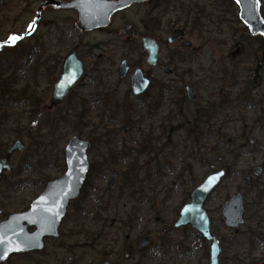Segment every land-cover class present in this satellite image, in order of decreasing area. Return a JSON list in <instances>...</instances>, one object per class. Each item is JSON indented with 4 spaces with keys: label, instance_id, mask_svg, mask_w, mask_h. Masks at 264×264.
<instances>
[{
    "label": "rangeland",
    "instance_id": "obj_1",
    "mask_svg": "<svg viewBox=\"0 0 264 264\" xmlns=\"http://www.w3.org/2000/svg\"><path fill=\"white\" fill-rule=\"evenodd\" d=\"M17 1L20 5L17 27L23 34L33 16L26 18L22 10L29 6V2H34L33 9L36 10L42 0ZM154 1L163 3L166 0ZM169 4L166 12L161 8L152 9V5L132 8L117 16L112 27L121 29L123 18H128L136 21L143 31L141 19L146 14L162 13L163 41L174 27L189 30L187 40L193 43V47L184 51L177 44L164 43L159 69H149L146 53L139 51L129 57L124 39L119 34L115 36L113 31V35L81 34L76 27L78 17L68 11L48 9L34 37L24 42L23 47L38 44L49 54L62 48L61 32L67 40L63 47L66 53L82 43L93 51L91 53L96 58L87 60L90 75L75 97L88 99L97 94H108L111 103L90 108L88 118L82 120L88 124L82 128L79 125L81 130L78 131L75 127L79 118L76 113L82 112L79 108L74 110L67 102L57 111L43 108L50 104V87L43 78L42 69L38 74L42 78H37L36 89L41 94L47 92V98L40 104L36 115H33L31 104L14 105L6 97L0 99V141L6 142L8 149L18 139H23L27 146L24 154L13 156V170L1 177L0 210L3 214L0 222L10 213L22 210L23 207H18L21 202L25 206L30 204L45 191L50 180L65 174L64 149L73 136L80 135L92 142L88 152L90 167L95 162L101 166L100 172H92L90 168L89 175L91 172L92 175H88L80 198L71 204L63 220L61 237L47 239L42 252L14 254L8 259L9 264H96L99 250L107 252L115 264H199L200 260H210L209 242L188 227L172 228L178 216L177 209L188 200V194L210 173L226 168L231 174L205 203L216 230L224 236L220 260H243L242 264L257 260V263L264 264V244H261L264 234V170L261 176L254 172L256 168H264V43L260 44L258 38L261 36H252L239 19L240 10L236 3L232 5L228 0H171ZM261 12L264 17L263 6ZM195 16L201 18L202 28L194 27ZM54 20L58 22L56 26L51 25ZM105 41L108 45L102 49L90 47ZM176 49L189 54L190 60L174 70L168 64V55ZM121 59L130 60L133 69L141 67L152 77L153 87L148 97L136 98L132 94V72L120 80L118 67ZM164 66L171 67V75L164 71ZM15 71L11 67L1 69L4 78ZM16 74L19 76L17 89L32 82L28 67ZM161 83H170L173 90L163 91L161 96L158 91ZM186 85L191 86L198 97L196 103L186 98L183 105L186 109L214 107L212 120L207 118L200 126L204 132L200 145L184 130L170 136L162 134L170 112H176V121H185L174 101L186 97ZM124 105L129 115L128 124H125ZM113 106H117L115 112L113 108L109 109ZM60 114L67 116L69 123L59 122ZM125 126L129 129L124 130ZM150 134L160 139L153 150L142 149ZM127 149L131 152L127 158H112L113 154L121 155ZM134 162L135 168H130ZM21 165L25 166L21 168ZM116 171L121 177L117 185L110 188L109 180ZM248 176L252 177L251 185L246 181ZM22 180L44 182L27 189L9 188L10 184ZM237 193H242L245 207V223L238 235L225 226L222 216L223 205ZM11 202L14 207L4 206ZM164 228L167 232H163ZM86 232L96 239L95 247L90 246L94 241ZM143 233L152 235L154 242L147 253L128 257L122 253L125 240L134 241ZM84 244L89 247H82Z\"/></svg>",
    "mask_w": 264,
    "mask_h": 264
},
{
    "label": "water",
    "instance_id": "obj_2",
    "mask_svg": "<svg viewBox=\"0 0 264 264\" xmlns=\"http://www.w3.org/2000/svg\"><path fill=\"white\" fill-rule=\"evenodd\" d=\"M149 0H47L38 10L36 20L31 24L24 36L11 39L17 42L31 35L40 19L42 10L47 6H54L63 10H76L79 20L76 25L82 32L107 28L111 25L112 16L130 6L134 2ZM240 9L239 18L248 27L252 36L264 37V17L261 12L264 0H234ZM132 27L127 24L123 32ZM134 36L138 30L133 31ZM183 30H177L170 41L183 36ZM189 46L191 43H187ZM144 46L148 52L147 62L151 67H156L160 61L159 45L149 38L144 39ZM168 69V68H167ZM127 61L121 63L119 69L120 79H125L129 73ZM85 64L79 60L76 51L67 56L62 70V75L52 88V98L49 108L52 109L66 99L70 91L84 79ZM151 85V80L143 70L138 69L131 76V88L135 96L145 93ZM187 99L194 103L198 100L190 86H186ZM92 143L80 135L73 136L64 149L66 172L62 177L51 180L46 189L30 206L22 211L11 213L6 220L0 222V263L9 259L13 254L42 252L45 249L46 238H58L61 224L68 213L72 201L78 199L85 185L90 171L89 150ZM27 146L19 139L0 159V176L13 170L12 158L16 153L23 154ZM260 173V169L256 171ZM121 173L115 172L110 179V187L116 186ZM225 178V171L220 170L209 175L193 192L190 203L186 204L181 212L176 227L191 225L199 234L211 243L210 263L219 264L221 246L218 238L211 230V220L205 203L208 197L221 184ZM1 181V180H0ZM225 225L231 229H238L244 223V198L237 193L223 205ZM3 211L0 210V215ZM30 228H34L30 230ZM150 239L141 240V246L147 247Z\"/></svg>",
    "mask_w": 264,
    "mask_h": 264
},
{
    "label": "flooded vegetation",
    "instance_id": "obj_3",
    "mask_svg": "<svg viewBox=\"0 0 264 264\" xmlns=\"http://www.w3.org/2000/svg\"><path fill=\"white\" fill-rule=\"evenodd\" d=\"M47 1V0H42L39 4V6L36 8V10L33 9V5H34V2L31 4L29 2V6H26L24 8V10H22V13H23V16H25L26 18L28 16H33L32 18V22L30 23L28 29L26 30V32H24L23 34H20V30L19 28L17 27V24L19 23L20 21V14H19V9H20V5H19V2L17 0H0V65H2V67H6V69H8V67H11V68H14L15 70L20 71L21 69H23L24 67H28L29 68V73H30V77H31V81L28 85H29V89H30V92L32 91V94H34L30 100L31 101H36L39 102V104L41 103H44V99L47 98L46 95H47V92L46 93H43L41 94L40 92L37 91V85H38V77L40 78L41 75H38L39 74V71L42 69L44 71V76L43 78L46 80V82L48 83V86L50 87L49 88V92H50V103H51V98H52V88L53 86L56 84V82L58 81V79L61 77L62 75V70H63V65H64V62L67 58V56H69L71 53H73V51H76V55H77V58L81 61H83V63L85 64V74H84V79H82L79 83H77V85L70 91L68 97L66 99H64L60 105L56 106V107H53L52 109L48 107H44L43 108H46L47 111H52V110H58V108L64 103V102H67L70 107L74 108L73 106L71 105H76L79 101H81V97H75L76 96V91L82 87V85L85 83V80L89 77V72L88 70H90V67L87 66V60L89 59H93L94 56L91 52L93 51H90L89 48H87L86 46L82 45V43H78L73 49H71L68 53H66L65 49L63 47H65L67 45V40H66V37L65 35L63 34L64 32H61V36H60V46L62 48L60 49H57L55 51L52 52V54H49L47 52V50H45L43 47L39 46L38 44H33V46H30V45H26L25 47H23V44L26 40L34 37V35L36 34L37 30H38V27L40 26V24L42 23L43 21V17L46 13V11L48 9H52L54 11H68V12H72L74 13V15H76L78 17V20H79V13L76 11V10H63V9H60V8H56L52 5L50 6H47L45 7L42 12H41V15H40V19L37 21V24H36V28L35 30L31 33L30 36L22 39V40H19L17 42H13L12 44L8 43V42H11V39H14L16 37H21V36H24L27 31L29 30L31 24L36 20L37 16H38V10L39 8L42 6V4ZM61 1H73V0H61ZM28 3V2H27ZM169 3H171V0L169 1ZM168 3V1L166 0L165 2L163 3H160V2H156L154 0H149V1H142V2H134L133 4H131L130 6L126 7L125 9L115 13L113 16H112V19H111V25L107 28H101V29H95V30H92V31H87V32H82L81 30L78 29L77 25V29L79 30V32L81 34H89V33H94V32H99V33H108L109 35H113L112 33L114 32L115 33V36L116 35H120V38L121 39H124V48L125 50L127 51V54L129 55V57H131L132 53H138L139 51L143 52V53H146V64L147 66L149 67V69H159L161 67V63H162V51H163V48L162 46H164L163 44H167V45H179L181 48L184 49V51H186L187 49H191L193 47V43L191 41H188L187 38L189 36V33L190 31L187 30L186 28L184 27H174L172 28V32L171 34L168 36L167 40L166 41H163V38L161 36V33L163 32L162 30V22H161V19H162V13L160 14H146L144 18L141 19V23H142V28L144 29L143 31L141 30V28L139 27V24H137L136 21H133L131 19H128V18H123L122 20V27L121 29L119 28H114L112 29L113 27V22H114V19L117 17V16H122L124 15L127 11L131 10L132 8H135V7H146L148 5H152V9H162V12H163V9H164V12L167 11V5H170ZM195 18V17H194ZM193 18V19H194ZM77 20V21H78ZM76 21V23H77ZM195 22V20H194ZM56 24H58L57 21H52L51 22V25H54L56 26ZM127 24H131L132 27L130 29H127L126 32H123V28L125 25ZM12 27V28H11ZM195 27V26H194ZM137 29L138 30V34L136 36H134L133 34V31ZM195 29V28H194ZM115 30V31H114ZM177 30H183L185 32V34L183 36H181L179 39H176L174 41H170V38L173 36V34L177 31ZM113 31V32H112ZM145 38H149L151 40H154L158 45H159V50H160V61L158 63V65L156 67H151L148 62H147V59H148V52L146 51L145 49V46H144V39ZM264 38V37H263ZM110 41V40H109ZM187 43H191V45L189 46ZM105 45H108V42H99L97 44H93L91 45L90 47L95 48V50H99V49H102ZM182 49H176L173 51V53L169 54L168 55V61H169V65L173 66V69L174 70H177L179 69L178 67H180V65H183L185 63L188 62V60H190V56L189 54H187L186 52H183L181 51ZM62 51H65V53H63ZM20 56H23L22 58L23 59H26V63L22 64V66H20ZM96 58V57H95ZM94 58V59H95ZM103 59H107L105 57H103ZM123 61H127L128 63V66L130 68L129 70V73L127 75V77L130 75V73L132 72V74L130 75V86H131V76L134 74V72L138 69H141L143 70V72L145 73V75L151 80V85L149 87V89L139 95V96H135L134 93H133V90L131 88V91H132V94L136 97V98H142V97H148L151 93L150 91L152 90V87H153V79L152 77L148 74L147 70H144L143 68L141 67H137V68H132L131 66V63H130V60L128 59H121L120 60V64H119V67H118V72H119V69L121 67V63ZM111 62V61H110ZM94 65V64H93ZM95 66L97 67V65L95 64ZM95 67V68H96ZM168 68V69H167ZM96 70H94L95 72ZM164 71L168 74V75H171L173 70L171 69L170 66H164ZM16 71L14 73H12L10 76H12V79L13 81H15L14 83V89H17L18 86H17V83L19 81V76H17V73ZM34 72V73H33ZM9 76V77H10ZM126 77V78H127ZM42 78V77H41ZM119 78H120V72H119ZM125 78V79H126ZM122 80V79H120ZM124 80V79H123ZM163 83V82H162ZM159 84L158 87V91H160L161 93V96L163 95V91H162V86L164 85H167V86H170L172 87V90H173V86L168 83V84ZM33 84V86H32ZM186 86H189V85H186ZM191 87V86H190ZM171 90V91H172ZM185 90H186V87H185ZM166 92H169V91H166L165 90V93ZM3 93L2 91L0 90V99H2V96ZM97 95H100V94H97ZM102 95V94H101ZM104 95V94H103ZM102 95V96H103ZM105 95H108V94H105ZM95 96V95H94ZM92 96V97H94ZM109 96V95H108ZM159 96V97H161ZM6 98H10L9 96H5ZM38 97V99H37ZM91 97V98H92ZM158 97V98H159ZM22 98V97H21ZM187 98V96H186ZM11 99V98H10ZM9 101L11 102V104H16L12 101V99ZM90 99V98H88ZM30 101V103H31ZM158 101H160V98L158 99ZM177 101V100H175ZM175 101H174V105L175 104ZM197 102V101H196ZM194 102V103H196ZM192 103V102H191ZM100 104V103H99ZM103 104V103H102ZM32 105V104H31ZM50 105V104H49ZM97 105V104H96ZM106 105V104H105ZM41 106V105H40ZM95 106V105H94ZM33 107V106H32ZM158 107V105L156 106ZM80 110H82L81 107H78ZM74 108V110H78ZM40 109V108H39ZM33 110H34V107H33ZM33 112V111H32ZM39 110L37 112H33V115H36V113H38ZM77 116H79L81 113H76ZM62 114H60L59 117H61ZM63 116V115H62ZM64 117L66 119L67 116L64 115ZM78 118V117H77ZM175 118V117H174ZM64 119V120H66ZM69 120V119H68ZM63 123V122H62ZM67 124V123H65ZM166 124L170 125L171 123L169 121L166 122ZM175 126V123L173 124ZM129 129V128H128ZM127 129V130H128ZM175 131L174 129H172L171 133L169 134V136L171 134H173ZM162 134H163V128H162ZM164 135V134H163ZM160 138H157V137H154L152 134H150L148 137L145 138V143L142 144V149H148L150 148L151 150H153L154 148V144H156V142L159 140ZM19 140V139H18ZM23 140V139H21ZM252 142L253 139L251 140ZM24 142V141H23ZM16 143V142H15ZM14 143V144H15ZM92 143V142H91ZM13 144V145H14ZM12 147V146H11ZM10 147V148H11ZM9 148V149H10ZM8 149V150H9ZM7 150V152H8ZM6 152V153H7ZM5 153V154H6ZM16 154H20V153H16ZM15 154V155H16ZM24 154V153H23ZM14 155V156H15ZM4 157V156H3ZM2 157V158H3ZM1 158V159H2ZM65 164H66V160H65ZM229 168H226V169H220V170H223L225 171V178L228 176V174H231L229 171H228ZM257 169H260V173L258 174L256 171ZM218 170V171H220ZM263 170L264 168H256L255 169V174L257 176H261L263 174ZM208 170H206V173H207ZM218 171H214L212 173H210L209 175L213 174V173H216ZM117 172V171H116ZM208 175V176H209ZM113 176V175H112ZM207 176V177H208ZM1 177L0 176V180H1ZM121 177V176H120ZM206 177V178H207ZM205 178V179H206ZM224 178V179H225ZM57 179V178H56ZM111 179V178H110ZM54 180V179H53ZM119 180V179H118ZM42 182H44V180H39V184ZM51 181V180H50ZM246 181L248 183V185H251L253 180H252V177L251 176H248L246 178ZM110 182V180H109ZM118 183V182H117ZM48 184V183H47ZM86 184V182H85ZM117 185V184H116ZM200 185V184H199ZM198 185V186H199ZM85 186V185H84ZM110 186V184H109ZM85 187H83L84 189ZM111 188V187H110ZM114 188V187H113ZM196 189V188H195ZM194 189V190H195ZM193 190V191H194ZM83 191V190H82ZM192 191V192H193ZM82 194V193H81ZM191 195L192 193H190V197L189 199L183 203V205L179 208V213H178V216H177V219H176V222L174 223V227L172 228L173 230L174 229H183L185 227H188L190 228L193 232H197V235L202 237L199 232L194 229L191 225H186V226H182V227H176V223L178 222L179 218H180V212L182 210V208L188 204L190 201H191ZM81 196V195H80ZM38 197V196H37ZM36 197V198H37ZM35 198V199H36ZM80 198V197H79ZM78 198V199H79ZM244 198V197H243ZM34 199V200H35ZM76 199V200H78ZM33 200V201H34ZM74 200V201H76ZM32 201V202H33ZM72 201L71 204L74 202ZM31 202V203H32ZM30 203V204H31ZM70 204V206H71ZM75 204V203H74ZM30 206V205H29ZM70 208V207H69ZM27 209V208H26ZM223 209V207H222ZM245 209V207H244ZM22 210H25V209H22ZM20 210V211H22ZM69 210V209H68ZM207 210V209H206ZM19 212V211H17ZM209 216H210V220H211V230H212V233L213 232V217L210 215V212L207 210ZM223 212V210H222ZM12 213H15V212H12ZM11 214V213H10ZM244 215H245V210H244ZM67 216V215H66ZM223 216V214H222ZM66 218V217H65ZM64 218V219H65ZM244 218V216H243ZM7 219V218H6ZM5 219V220H6ZM127 222V221H126ZM125 222V223H126ZM63 223V222H62ZM130 223V222H129ZM244 223H245V218H244ZM244 223L241 225L243 226ZM128 224V223H126ZM224 224H225V220H224ZM131 225V224H129ZM62 226V224H61ZM226 226V225H225ZM241 226L238 228V229H231V228H227L230 229V230H233L235 232V234H239L240 232V228ZM34 229V228H33ZM31 230V229H30ZM83 232V231H81ZM163 232H167V228H164L163 229ZM84 233V232H83ZM61 227H60V235L58 238L61 237ZM215 235V234H214ZM217 236V235H216ZM149 238L150 239V242H149V245L147 247H142L141 246V240L143 238ZM58 238H46L47 239H58ZM203 238V237H202ZM218 238V237H217ZM205 239V238H203ZM45 240V242H46ZM206 240V239H205ZM219 240V243H220V246H221V256L223 254V240H224V236H221V239L218 238ZM207 241V240H206ZM208 242V241H207ZM129 243L130 244V248L129 250H127V252H123V246L124 244H127ZM210 243V242H209ZM261 244H264V234H263V240L261 242ZM154 245V242H153V238H152V235L150 236V234L148 233H143V234H140L139 236H137L135 238L134 241H127L125 240L123 242V246H122V253H125L126 256L128 257L129 255L131 256H135L136 254L140 253V254H143V253H147ZM46 246V245H45ZM85 244L82 246L84 247ZM92 247H95L96 246V239L94 241V244L90 245ZM85 247H89V245L85 246ZM106 249V248H105ZM45 250V249H44ZM184 250V248L182 249ZM30 253H35V252H30ZM21 254H27V253H21ZM14 255V254H13ZM12 255V256H13ZM106 255V256H105ZM221 256H220V259H221ZM11 257V256H10ZM9 257V258H10ZM110 257H108L107 255V252H103V250H99V257L97 258V261L96 264H115L113 262V260H110L109 259ZM208 261L207 264L210 263V260H200L199 261V264H206V262ZM251 261V264H259L257 263V260H250ZM204 262V263H202ZM243 263V260H219V264H242ZM0 264H9V260H5L4 262L0 263Z\"/></svg>",
    "mask_w": 264,
    "mask_h": 264
},
{
    "label": "trees",
    "instance_id": "obj_4",
    "mask_svg": "<svg viewBox=\"0 0 264 264\" xmlns=\"http://www.w3.org/2000/svg\"><path fill=\"white\" fill-rule=\"evenodd\" d=\"M228 1L232 5L235 4L233 0H228ZM194 20L196 23L195 27H200V28L203 27V22L201 21L200 17L195 16ZM258 40H259L260 44L264 43V38L259 37ZM22 57L23 56H20V66H22V64L26 63V59H23ZM2 68H3L2 65H0V83H1V88H2L1 91L3 93V95H2L3 98H5V96H9L12 99V101L18 105H20V103L32 104V106L34 107L33 112L34 113L37 112L40 108V104H39V102H37V100L34 102L30 100V98L34 94H32V91L30 92L29 85H28L29 83H27L25 86H23L20 89H14L13 85H14L15 81H13L12 76H10L8 78H4V76H3L4 72H1ZM161 89L164 92H165V90L171 92L172 87L164 85V86H162ZM37 99H38V97H37ZM30 101H31V103H30ZM99 103H103L106 105L110 104L111 103L110 97L108 95H103V96L102 95H95L94 97H92L90 99L82 98L81 101H79L75 107L73 105H71L75 109H77L78 107L82 108V112H80L81 114L79 115V118L77 120L78 123H77V126L75 127V129H77L79 131V130H81L83 125L86 126L88 124V122H82V120L87 119L88 118L87 112H89L90 108H92L94 105L99 104ZM175 104H176V106H179V111L182 113V118L185 121L184 122L183 121L179 122V120L176 121L178 119V118H174L176 112H170V115L168 117H166V120L163 124L164 136L169 135L171 133L172 129H174L175 132H180V131L184 130V131H186V133L189 137H193V139L196 141V143L198 145H200V142L203 139L202 136H204V132H202L200 130V126L202 125L204 120H207V118L209 119L211 117L209 120H212L211 114L214 111V107H212V106L210 108L209 107L208 108L203 107V108L197 109V110H191L189 108L186 109L183 106L186 104V97L185 96H181V98H178V100L175 101ZM117 106L109 107L110 111L113 108V112H115V108L117 109ZM124 110H125V117L127 118L125 124H128L129 123V115L127 114L126 105H124ZM64 119H66L64 117V115L63 116L61 115V117L59 118V122L69 123L70 120H68V119L64 120ZM167 121H169L171 124L170 125L166 124ZM176 122H178V123H176ZM174 123H175V126L173 125ZM79 125H81V128H79ZM127 129L128 128L125 126L124 130H127ZM7 150H8L7 143L0 141V159L5 155ZM130 155H131V152L127 149L121 155H118L116 153L113 154L112 158H114V159L115 158L116 159H119V158L125 159ZM97 165L98 164L96 162L92 163V166H91L92 172L96 171V170H98L100 172L101 166L98 167ZM24 166L25 165H21L20 167L22 168ZM21 168H19V169H21ZM130 168H133V169L135 168V162L131 164ZM92 172L90 173V175L89 174L88 175L91 176ZM4 176H6V174L2 175V177H4ZM195 181H197V180H195ZM89 184L90 183H88V181H87V185H89ZM38 185H39V181H32V183H31L30 180H22V181H16L15 184H10L9 188L14 189V190H18V189H22V188L27 189L30 186L37 187ZM0 192L2 193V184L0 185ZM188 197H190V193L188 194ZM23 201H25V200H23ZM13 203L14 202H11L10 204H5L4 206L6 208H11V207H14ZM21 203L18 207H20V208L23 207V209L28 208L30 205V204H28L25 206V205H23V204H25L24 202H21ZM19 210H21V209H19ZM177 213H179V209H177ZM126 223H129V222H126ZM213 232L215 235H217L218 238L221 239L222 235H220L219 231L216 230L214 224H213ZM86 234L88 235V237L93 239V241H95V238L92 237V234H90L89 232H86ZM129 246H130L129 243L124 244L123 252H127V250H129V248H130Z\"/></svg>",
    "mask_w": 264,
    "mask_h": 264
}]
</instances>
